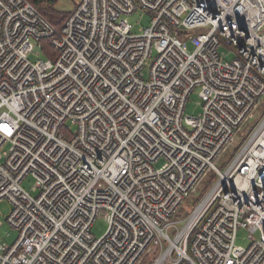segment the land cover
I'll return each mask as SVG.
<instances>
[{
	"label": "built area",
	"instance_id": "2783aa9c",
	"mask_svg": "<svg viewBox=\"0 0 264 264\" xmlns=\"http://www.w3.org/2000/svg\"><path fill=\"white\" fill-rule=\"evenodd\" d=\"M263 97L264 0H79L59 28L0 0V202L18 233L0 264H264V114L215 165Z\"/></svg>",
	"mask_w": 264,
	"mask_h": 264
},
{
	"label": "rangeland",
	"instance_id": "374dc122",
	"mask_svg": "<svg viewBox=\"0 0 264 264\" xmlns=\"http://www.w3.org/2000/svg\"><path fill=\"white\" fill-rule=\"evenodd\" d=\"M79 0H58L57 3L55 4L54 8L56 11L60 12L58 15L61 17V14H66L68 13V9H71L73 5L78 2ZM65 9V10H64ZM128 23L131 24L133 28V33L138 34L139 30L142 28H146L149 26V17L146 15H143L141 12H136L133 15L129 16L127 18ZM34 58H31V61H33ZM42 59H45L44 55H42ZM228 61L232 59V56H228L226 58ZM198 97H197V90L191 94L187 106L185 108V116L188 117H195L199 111L200 108L198 107ZM264 104V97L258 102L256 107L251 113V116L249 117L247 123L243 124L235 133L234 138L231 142L230 145H228L216 158L215 160V165L216 167L223 171L228 163L232 160V156L234 154V149L239 143L240 140V135L241 133H247L248 126L251 125L253 120L255 118H260V110L262 105ZM66 136L67 133H65ZM8 148V147H7ZM6 148V149H7ZM164 164V161L162 159L156 161L154 163V167L156 169H159L162 167ZM211 178V171L208 170L203 178L201 179L199 185L196 187L194 192L191 194L189 198H187L184 206L177 212V214L172 218V221H177V220H183L188 217V215L191 212V208L193 207V201L201 194L203 193L206 189L205 186H207V181ZM34 185V179L29 176L27 177L23 183L22 187L26 190L31 192V188ZM33 196L34 193L31 192ZM11 211V205L8 201L4 200L0 202V244L5 242L7 244H12L18 237V233L12 229L7 223H6V218L8 217L9 213ZM107 222L104 219L103 216L98 217L91 228V233L95 239L101 238L106 230H107ZM236 245L237 246H242V247H248L250 244V241L247 239V233L244 230H239L237 233V239H236ZM150 253V250L147 251V253L142 256L138 264H150L151 258H149L148 254Z\"/></svg>",
	"mask_w": 264,
	"mask_h": 264
},
{
	"label": "trees",
	"instance_id": "16d2710c",
	"mask_svg": "<svg viewBox=\"0 0 264 264\" xmlns=\"http://www.w3.org/2000/svg\"><path fill=\"white\" fill-rule=\"evenodd\" d=\"M27 1L29 3H31L54 27H57V28L61 27L62 24L64 23V21L66 20L67 16H68V13L63 14V15L61 14V17L58 16L60 14V12L56 11L54 8V6L58 0H27ZM42 45H43L42 52H43L44 56H48V57L50 56L51 57L54 55V54H50V53H54V52L52 50H50L47 41H43ZM259 114H260V117L264 114V104L262 105ZM258 119H259L258 117L255 118L253 120V122L251 123V125L248 126L249 131L257 123ZM243 138H244V136L242 138H240L239 143L242 141ZM237 146H238V144H237ZM236 147H235V149H236ZM206 188H207V186H205L204 189H206ZM201 194L193 201V207L198 203V200L200 199Z\"/></svg>",
	"mask_w": 264,
	"mask_h": 264
},
{
	"label": "crops",
	"instance_id": "0c3cea01",
	"mask_svg": "<svg viewBox=\"0 0 264 264\" xmlns=\"http://www.w3.org/2000/svg\"><path fill=\"white\" fill-rule=\"evenodd\" d=\"M76 3H77V2H76ZM76 3H75V4H76ZM75 4H74V5H75ZM74 5H73V6H74ZM71 9H72V8H71ZM71 9H68V11H70ZM64 10H65V9H64Z\"/></svg>",
	"mask_w": 264,
	"mask_h": 264
}]
</instances>
